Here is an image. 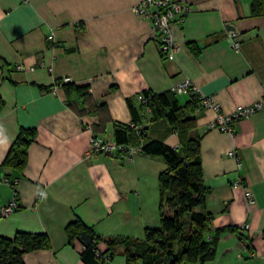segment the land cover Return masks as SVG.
I'll use <instances>...</instances> for the list:
<instances>
[{
  "label": "crops",
  "instance_id": "0c3cea01",
  "mask_svg": "<svg viewBox=\"0 0 264 264\" xmlns=\"http://www.w3.org/2000/svg\"><path fill=\"white\" fill-rule=\"evenodd\" d=\"M140 1L0 0V175L18 180L20 203L0 220V235L44 233L50 240L49 248L25 253V264H85L81 242L67 232L77 219L104 239L142 240L147 227H160L163 157L141 150L132 160L87 156L93 134L114 140L117 123L134 121L147 128V139L181 148L179 133L166 117L151 120L140 94L189 78L226 114L264 97V15L252 13V0H183L191 11L183 22L172 18L179 47L173 60L135 13ZM229 30L240 34L237 50ZM64 77L69 86L59 84ZM85 85L82 96L77 87ZM176 97L182 106L192 100L189 90ZM194 115L189 136L199 139L211 189L205 210L216 238L214 264H264V110L235 121L232 133L209 128L212 110ZM22 128H33L35 138L16 167L5 160ZM131 141L143 143L137 135ZM230 150L242 159L253 205L233 187L238 172ZM12 197L13 187L0 182V206ZM245 223L250 230L240 235L236 228ZM123 251L107 264H127Z\"/></svg>",
  "mask_w": 264,
  "mask_h": 264
},
{
  "label": "trees",
  "instance_id": "16d2710c",
  "mask_svg": "<svg viewBox=\"0 0 264 264\" xmlns=\"http://www.w3.org/2000/svg\"><path fill=\"white\" fill-rule=\"evenodd\" d=\"M252 13L264 15V0H252ZM70 82L63 86H69ZM85 96L88 86H78ZM192 100L181 105L173 90L163 92L145 91L146 102L142 107L151 120L166 117L181 137V148H175L159 139H147V128L132 124L117 123L114 140L126 146L134 145L132 135L143 140L140 149L148 155L163 157L167 168L159 175L160 227L145 229V237L130 239L117 237L104 239L80 219L67 227L70 241L77 239L83 249L81 258L85 264H107L120 248L127 264H182L201 259L204 262L215 252L216 238H210L212 216L205 210L211 189L205 184L199 156V139L189 136L199 104V94L189 89ZM35 130L22 128L13 143L5 162L22 167L27 159V147L34 141ZM237 231V228H236ZM209 236V238H208ZM105 243L107 249L101 250ZM50 247L44 233L17 232L13 238L0 235V264H25V253Z\"/></svg>",
  "mask_w": 264,
  "mask_h": 264
},
{
  "label": "built area",
  "instance_id": "2783aa9c",
  "mask_svg": "<svg viewBox=\"0 0 264 264\" xmlns=\"http://www.w3.org/2000/svg\"><path fill=\"white\" fill-rule=\"evenodd\" d=\"M135 13L138 17L146 19L150 22L154 34V38L158 40L162 55L167 60H173L179 47L172 36V18L175 14H179V22H183L185 17L190 13V5L183 0H142L134 7ZM233 38L232 47L236 50L240 44V34L235 30H229ZM52 38V36L50 37ZM18 70H23L24 66L18 64ZM70 82L69 77H64L59 81V84ZM192 89L199 94L200 104L197 113L204 110H212L215 112V118L209 123L210 129H219L224 132L232 133L234 131V122L249 118L253 114L264 110V97L249 105H238L234 113L226 114L221 111L220 105L214 102L212 97L201 94L198 88L192 83L191 79L185 78L172 90L175 93H180ZM139 100L144 103L146 98L143 94L139 95ZM140 147L126 146L116 143L115 140H108L102 136L93 134L89 141V150L87 156L92 153L102 154L106 156H113L116 154L124 155L128 160H132L135 153L140 151ZM227 156L233 157L236 160V170L238 176L233 180L232 184L235 188H242L244 196L250 205L255 202L252 191L246 186L241 171L243 169L242 159L235 150H230L226 153ZM0 182L10 184L13 187V197L7 205L0 206V220L9 217L19 208L18 191L15 188L17 179H10L5 174L0 175ZM250 230V225L245 223L237 228V233L245 234Z\"/></svg>",
  "mask_w": 264,
  "mask_h": 264
},
{
  "label": "rangeland",
  "instance_id": "374dc122",
  "mask_svg": "<svg viewBox=\"0 0 264 264\" xmlns=\"http://www.w3.org/2000/svg\"><path fill=\"white\" fill-rule=\"evenodd\" d=\"M159 221H160V219H159ZM208 238H209V236H208ZM216 254H217V252H214V254L211 255V257L209 259H206L204 262H202L201 259H198V260L185 261L182 264H214L215 261H216L215 260L216 259ZM123 264H124V262H123Z\"/></svg>",
  "mask_w": 264,
  "mask_h": 264
},
{
  "label": "water",
  "instance_id": "95a60500",
  "mask_svg": "<svg viewBox=\"0 0 264 264\" xmlns=\"http://www.w3.org/2000/svg\"><path fill=\"white\" fill-rule=\"evenodd\" d=\"M230 28V27H229Z\"/></svg>",
  "mask_w": 264,
  "mask_h": 264
}]
</instances>
